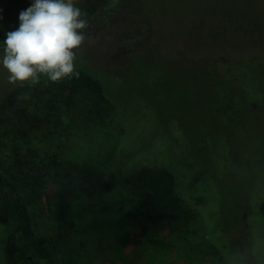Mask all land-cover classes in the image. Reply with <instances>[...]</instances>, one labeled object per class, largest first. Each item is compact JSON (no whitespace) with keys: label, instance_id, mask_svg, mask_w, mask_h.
<instances>
[{"label":"rangeland","instance_id":"374dc122","mask_svg":"<svg viewBox=\"0 0 264 264\" xmlns=\"http://www.w3.org/2000/svg\"><path fill=\"white\" fill-rule=\"evenodd\" d=\"M75 3L88 21L76 70L103 80L108 101L80 92L66 108L46 77L13 87L0 70V172L45 181L44 196L27 201L44 264H217L149 231L124 178L104 190L112 163L138 160L169 170L196 201L182 236L228 264H264L255 222L264 204V0ZM28 6L0 0V40ZM42 116L47 128L36 132ZM60 194L72 231L56 220ZM5 236L0 226V264Z\"/></svg>","mask_w":264,"mask_h":264},{"label":"trees","instance_id":"16d2710c","mask_svg":"<svg viewBox=\"0 0 264 264\" xmlns=\"http://www.w3.org/2000/svg\"><path fill=\"white\" fill-rule=\"evenodd\" d=\"M76 71L78 76L50 83L53 89H58L62 104L66 108L74 104V99L80 92L91 94L94 101H108L103 80L90 71ZM43 119L44 116L36 122V132L46 130L47 125ZM118 178H124L126 187L138 195V216L146 222L149 231L157 236L164 231L173 238L171 242L181 241L179 243L186 247H199L201 256H209L217 264H228L227 257L218 253L214 247L208 248L206 241V246L202 247L192 236L181 235L193 224L195 214L192 209H195L197 215L198 211L194 207L196 201L184 190L175 187L173 174L169 170L159 165H147L141 160L122 166L112 163L107 172L104 190H114ZM44 194L45 181L39 174L10 172L6 175L0 172V226L6 230L3 263L44 264L48 256L46 241L39 235L27 202L30 199H41ZM188 196L193 201L192 204L186 203ZM59 197L60 203L55 208L56 220L65 231H72L75 229V221L71 204L66 202L65 195L60 194ZM255 215L257 228L264 239V204ZM203 224L204 222L201 226ZM231 258L229 257L232 262Z\"/></svg>","mask_w":264,"mask_h":264},{"label":"clouds","instance_id":"9594fccd","mask_svg":"<svg viewBox=\"0 0 264 264\" xmlns=\"http://www.w3.org/2000/svg\"><path fill=\"white\" fill-rule=\"evenodd\" d=\"M87 28L75 0H29L19 12L18 26L0 40V70L13 87L35 85L41 76L52 83L78 76Z\"/></svg>","mask_w":264,"mask_h":264}]
</instances>
